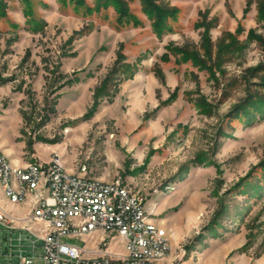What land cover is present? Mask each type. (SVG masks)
Returning a JSON list of instances; mask_svg holds the SVG:
<instances>
[{"label":"rangeland","instance_id":"1","mask_svg":"<svg viewBox=\"0 0 264 264\" xmlns=\"http://www.w3.org/2000/svg\"><path fill=\"white\" fill-rule=\"evenodd\" d=\"M5 1L0 153L11 166L45 162L55 152L64 169L77 173L85 166L96 181L142 193L154 203L148 212L170 245L163 264H264V190L257 197L250 196L254 190L245 183L237 187L264 160V121L245 127L225 117L264 77V70L251 72L264 65V22L258 19L264 0H161L179 10L172 31L161 39L152 33L138 0H127L142 22L136 28H117L112 9L83 18L55 0H32L35 15L46 24L39 34L24 30L19 0ZM207 12V19L217 20L207 35L212 57L220 41L228 42L241 28L236 39L243 48L224 59L220 70L213 67L216 81L191 63L174 64L171 55L169 62L159 60L170 44L201 55L203 28L194 23ZM250 31L262 40H249ZM119 53L121 63L134 64L137 71L129 79L113 76L102 88ZM175 90V99L162 105ZM200 97L212 105L210 115L198 113L191 103ZM199 153L209 163L193 164ZM260 177L255 170L248 182L263 185ZM0 201L12 213H24L25 206L11 208L2 194ZM18 237L17 232L5 237L6 243L11 239L12 262L29 243L25 232L20 242ZM83 241L62 239L90 251L98 236ZM120 243L112 244L116 253H123ZM7 258L0 257V264Z\"/></svg>","mask_w":264,"mask_h":264},{"label":"built area","instance_id":"2","mask_svg":"<svg viewBox=\"0 0 264 264\" xmlns=\"http://www.w3.org/2000/svg\"><path fill=\"white\" fill-rule=\"evenodd\" d=\"M61 159L53 152L48 161L34 160L23 170H6L0 161V179L14 200L22 198L32 185L46 183L47 165L56 166V180L49 201L43 208H36L40 194L34 195L35 207L22 217L0 216V257H8L7 264H155L158 257L166 255L170 246L158 242L150 228L141 222V203L146 198L118 182L96 184L88 177L85 166L77 173L60 169ZM149 218V217H148ZM31 219L61 221L65 232L33 229ZM18 233V242L27 234L28 245L15 254L5 241L6 235ZM98 236L96 249L62 242L63 238L80 239ZM121 241L123 253H116L112 244ZM84 242V241H83ZM9 244V247H8ZM3 246H5L3 248ZM39 254V256H38Z\"/></svg>","mask_w":264,"mask_h":264},{"label":"trees","instance_id":"3","mask_svg":"<svg viewBox=\"0 0 264 264\" xmlns=\"http://www.w3.org/2000/svg\"><path fill=\"white\" fill-rule=\"evenodd\" d=\"M140 5V11L144 17L149 21L152 33L157 39H161L163 35L168 34L172 31L171 22H175L179 13L178 8L170 6L169 4L163 3L161 0H138ZM22 14L24 17V30L31 34L42 33L46 24L42 18L35 15L32 0H19ZM60 8L70 7L74 14L81 15L83 18L90 17L92 15H97L101 12H105L108 9H112L115 15L114 22L117 28H122L124 26L131 25L132 27H139L142 25L140 19L134 15L128 6L127 0H92L93 5L89 6L86 0H55ZM43 6H46L43 4ZM7 4L5 0H0V19H4L7 16ZM207 13L201 14V20L194 23V28H203L202 41L200 49L203 53L200 55L198 51L184 47H177L173 45H167L165 48L167 53H163L159 60L161 62H169V56L174 57V64L180 65L182 63H191L192 66L197 67L201 71H206L209 76L216 81V76L213 71L214 68H220L223 64L224 59L229 60L233 55H238L240 50L243 48L242 45L236 39V35L239 34L241 28L237 30L236 35H229L228 42L220 41V50L218 54L212 57L211 49L212 46L209 42L208 32L215 26L216 18L207 19ZM106 18V15H102ZM258 19L264 22V6L258 9ZM11 26L16 29L18 26L11 23ZM247 38L249 40L261 41V37L254 34L253 31L248 33ZM219 53H222L221 56ZM124 59L123 54L119 53L116 66L112 69V73L108 75L102 84L105 88L111 81L113 76L122 75L127 79L133 77L134 73L137 71V67L134 64L121 63ZM220 70V69H219ZM264 70V65H259L258 67L251 70V72ZM156 77H161V70L157 66L153 68ZM79 81V78L70 79L68 82ZM247 82V81H246ZM257 90L249 93L240 103L235 105L227 114L226 120L237 121L245 127L253 125L255 122L264 121V77H261V81L256 83ZM101 88V89H102ZM178 90V88H177ZM177 90L171 95V97L162 103V105H167L171 103L177 94ZM193 106L196 108L198 113L204 115H210L212 113L213 107L211 104L205 101L204 98L200 97L198 99H190ZM91 115H89L90 117ZM86 118L88 115L85 116ZM210 160L207 159L206 154L199 153L195 156L192 161L193 164H206ZM255 170H259L261 173L260 180L263 181V185L259 183H250L248 179L251 178ZM187 168L181 169L182 174L186 173ZM181 174V173H179ZM258 179V180H259ZM252 188L253 194L250 196H261V191L264 190V160H261L257 165L253 166L252 169L240 180L238 186L243 185ZM239 189V188H237ZM241 190V189H240ZM243 190V189H242ZM243 192V191H239ZM245 192V191H244ZM243 192V193H244Z\"/></svg>","mask_w":264,"mask_h":264},{"label":"bare ground","instance_id":"4","mask_svg":"<svg viewBox=\"0 0 264 264\" xmlns=\"http://www.w3.org/2000/svg\"><path fill=\"white\" fill-rule=\"evenodd\" d=\"M0 161L4 164L6 170H23V167H13L8 162V160L5 158V156L0 153ZM33 163L25 165V166H32ZM60 169H64L62 164L60 163ZM46 183L45 188H43V191L41 192V185H32L30 186L29 190H25L22 198L18 200H14L12 196L7 193L6 186H3V182L0 179V193L3 195L4 198H6L10 203L12 204H21L26 201H30L31 207L30 210H33L35 207V199L34 195L40 194L39 198L36 200V208H43L45 204L48 203L49 197L51 196V192L53 191L54 187V181L56 180V166L55 165H47L46 167ZM96 184H104V182L96 181ZM145 199L141 203V222H143V226L150 228L153 232V235L155 236V239L158 240L160 243H164L165 245H169L167 239L165 238V232L157 227L152 221V212H148L145 209ZM10 214H8L3 206L0 204V216L1 217H9ZM149 217V218H148ZM37 225L38 227H41V229L46 230H52L53 232H65V225L61 221H42L39 219H31V226ZM123 247V246H122ZM170 252V249L166 250V255L160 256L155 261V264H163L168 257V254Z\"/></svg>","mask_w":264,"mask_h":264},{"label":"crops","instance_id":"5","mask_svg":"<svg viewBox=\"0 0 264 264\" xmlns=\"http://www.w3.org/2000/svg\"><path fill=\"white\" fill-rule=\"evenodd\" d=\"M0 196H1V193H0ZM4 198V197H3ZM9 202V201H8ZM10 203V202H9ZM0 204L2 205V203H1V201H0ZM152 204H154L153 202H148V201H146V203H145V209H146V211H149V209L152 207ZM10 205H11V208H13V209H15V210H17V209H22L24 206H25V208H24V212H30V207H31V203H30V201L28 200V201H26V202H24V203H21V204H12V203H10ZM3 206V205H2ZM3 208L5 209V211L8 213V214H10L11 216H13V217H22V214H19V215H17L18 213H12V212H14L13 210L11 211V210H9V209H7L5 206H3ZM153 222V221H152ZM32 227H35V229H39L38 228V226L37 225H32Z\"/></svg>","mask_w":264,"mask_h":264}]
</instances>
